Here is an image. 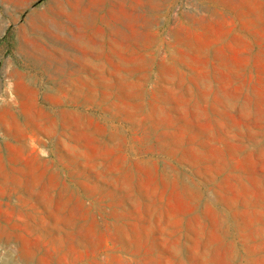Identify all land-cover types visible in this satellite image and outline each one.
<instances>
[{
	"label": "rangeland",
	"instance_id": "374dc122",
	"mask_svg": "<svg viewBox=\"0 0 264 264\" xmlns=\"http://www.w3.org/2000/svg\"><path fill=\"white\" fill-rule=\"evenodd\" d=\"M0 264H264V0H0Z\"/></svg>",
	"mask_w": 264,
	"mask_h": 264
}]
</instances>
